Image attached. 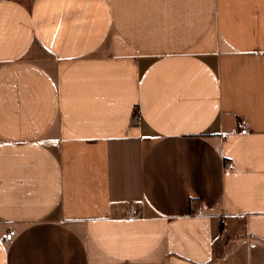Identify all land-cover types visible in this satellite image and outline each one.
Segmentation results:
<instances>
[{"label": "crops", "instance_id": "0c3cea01", "mask_svg": "<svg viewBox=\"0 0 264 264\" xmlns=\"http://www.w3.org/2000/svg\"><path fill=\"white\" fill-rule=\"evenodd\" d=\"M0 264H264V0H0Z\"/></svg>", "mask_w": 264, "mask_h": 264}, {"label": "built area", "instance_id": "2783aa9c", "mask_svg": "<svg viewBox=\"0 0 264 264\" xmlns=\"http://www.w3.org/2000/svg\"><path fill=\"white\" fill-rule=\"evenodd\" d=\"M239 124L238 126L240 127V133L246 134L247 132H249V122L246 118L240 117L239 118ZM227 165L229 164L228 162H226ZM201 211V207L199 206H193V210L192 212L194 213H198ZM138 213V210L135 209L133 206H129L126 209V215L128 216H132V215H136ZM15 236V232L13 229H11L5 236L4 241L5 242H10V240H12V238Z\"/></svg>", "mask_w": 264, "mask_h": 264}]
</instances>
